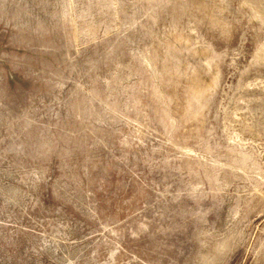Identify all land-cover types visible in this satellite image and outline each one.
<instances>
[{
	"label": "rangeland",
	"instance_id": "374dc122",
	"mask_svg": "<svg viewBox=\"0 0 264 264\" xmlns=\"http://www.w3.org/2000/svg\"><path fill=\"white\" fill-rule=\"evenodd\" d=\"M0 264H264V0H0Z\"/></svg>",
	"mask_w": 264,
	"mask_h": 264
}]
</instances>
